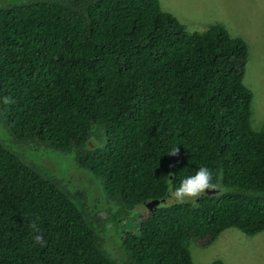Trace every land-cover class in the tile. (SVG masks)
Returning <instances> with one entry per match:
<instances>
[{
    "label": "trees",
    "instance_id": "1",
    "mask_svg": "<svg viewBox=\"0 0 264 264\" xmlns=\"http://www.w3.org/2000/svg\"><path fill=\"white\" fill-rule=\"evenodd\" d=\"M248 57L160 0H0V264H194L193 239L264 232ZM200 167L218 193L171 201Z\"/></svg>",
    "mask_w": 264,
    "mask_h": 264
},
{
    "label": "rangeland",
    "instance_id": "2",
    "mask_svg": "<svg viewBox=\"0 0 264 264\" xmlns=\"http://www.w3.org/2000/svg\"><path fill=\"white\" fill-rule=\"evenodd\" d=\"M190 34L221 25L234 38L245 40L248 63L244 82L253 92L251 124L255 131L264 125V0H160ZM55 170L66 171L73 163L70 154H49ZM79 179L78 175H75ZM85 187H90L86 181ZM84 187V188H85ZM171 200V199H170ZM173 201V200H171ZM140 215V213H137ZM139 216L125 221L121 232H135ZM190 250L194 264H264V232L248 237L236 229L224 232L214 243L193 239Z\"/></svg>",
    "mask_w": 264,
    "mask_h": 264
},
{
    "label": "clouds",
    "instance_id": "3",
    "mask_svg": "<svg viewBox=\"0 0 264 264\" xmlns=\"http://www.w3.org/2000/svg\"><path fill=\"white\" fill-rule=\"evenodd\" d=\"M176 154L177 149L170 153V155ZM213 181L212 171L208 167H200L194 175L183 178L179 186L170 191L169 199L178 204L195 203L196 200L207 195L210 191L219 190V185ZM34 238L37 244L43 245L46 243L41 235H36Z\"/></svg>",
    "mask_w": 264,
    "mask_h": 264
},
{
    "label": "water",
    "instance_id": "4",
    "mask_svg": "<svg viewBox=\"0 0 264 264\" xmlns=\"http://www.w3.org/2000/svg\"><path fill=\"white\" fill-rule=\"evenodd\" d=\"M217 193H218V190H215V191H210L207 195H215ZM165 202H166L165 199L154 200V201L146 203V208L151 211V210H154L155 208H157L158 206H160L162 203H165Z\"/></svg>",
    "mask_w": 264,
    "mask_h": 264
}]
</instances>
